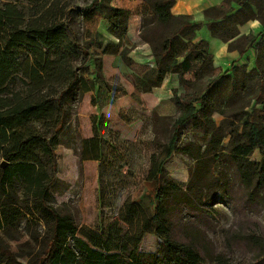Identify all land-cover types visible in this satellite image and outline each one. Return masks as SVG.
Here are the masks:
<instances>
[{"label":"trees","instance_id":"obj_1","mask_svg":"<svg viewBox=\"0 0 264 264\" xmlns=\"http://www.w3.org/2000/svg\"><path fill=\"white\" fill-rule=\"evenodd\" d=\"M110 1L90 0L82 9L104 17L106 30L117 41L98 46H104L103 52L116 53L123 40L129 41V9L111 5ZM232 2L238 6L235 8ZM145 3L148 12L143 16L139 37L156 57L155 84L167 72L177 73L181 84L184 71L195 77L204 71L208 76L200 92L174 96L178 113L166 151L160 159L151 155L149 176L156 179L158 200L164 192L160 183L163 163L175 148L179 128L190 121L206 137L203 144L189 141L180 147L195 160L204 181V185L193 187L194 194L207 202L226 187L221 164L228 158L247 200L264 209V40L240 35L228 41L230 49L240 51L250 41L254 65L248 70L244 65H233L215 72L207 41L193 40L199 23L192 14L172 13L175 0ZM71 8L62 0H0V230L7 233L18 229L22 221L28 227L32 219L16 203L19 187L33 213L48 224L46 234L37 229L29 232L37 248L24 252L23 261L11 247L0 243V264H199L202 258L192 243L169 237L164 213L156 202L145 208L127 198L118 217L110 221L100 215L95 228L79 225L71 214L60 212L48 202L57 164L54 148L60 143L59 131L65 118L63 92L76 82L82 92L92 90L101 78V57L89 52V41L78 43L69 25ZM204 12L221 19L207 24L213 35L228 40L236 33L237 23L251 17L264 23V0H222ZM110 44L112 49L108 48ZM76 48L82 54L81 74L70 64ZM91 64L95 67L93 77L88 73ZM238 92L245 94V100L240 105L229 104L228 99ZM90 119L91 135L80 140L79 157L98 160L102 133L97 115L92 114ZM255 150L259 157L251 158ZM109 186L116 185L105 183L107 189ZM103 196L118 197L109 190ZM120 221L129 226L125 233H121ZM145 230L158 237L153 252L140 249ZM245 238L258 248L257 256L246 264H264V236L251 229ZM216 258L221 264H230L222 255Z\"/></svg>","mask_w":264,"mask_h":264},{"label":"rangeland","instance_id":"obj_2","mask_svg":"<svg viewBox=\"0 0 264 264\" xmlns=\"http://www.w3.org/2000/svg\"><path fill=\"white\" fill-rule=\"evenodd\" d=\"M89 1L62 0L72 7L69 25L76 33V41H89V52L101 57V78L92 90L82 92L80 83L76 82L63 92L65 118L59 131L60 143L54 148L57 164L48 202L60 212L71 214L79 225L95 228L100 215L110 221L118 217L127 193L139 198L147 205L145 208L151 207L153 197L164 213L162 219L169 237L192 243L202 258L199 264H221L217 255L224 256L230 264L253 261L258 248L246 240L245 234L255 229L264 236V209L247 200L228 158L221 164L226 173V187L207 202L194 194L193 187L204 185V181L199 177L195 160L180 147L189 141L203 144L206 137L190 121L179 128L175 148L163 163L161 200L156 196V179L149 176L151 155L157 159L164 155L172 122L178 113L174 96L200 92L208 79L207 73L200 72L198 77L186 74L184 84L174 87L170 86L171 80L164 81L165 76L155 84L156 57L149 44L139 37L143 16L148 12L145 0L110 1L114 6L126 2L134 12L128 18L129 41L123 40V47L116 53L103 52L104 46H98L117 39L108 33L107 22L99 12L82 9ZM108 48L112 49V45ZM81 60L82 54L76 48L70 55V64L80 74L83 72ZM94 69V65H89L88 73L92 77ZM218 92L222 95L225 91L218 89ZM236 95L228 99L229 104L240 105L245 100V94ZM92 114L99 118L102 133L98 160L79 157L80 140L91 134ZM215 118L218 122L219 117ZM126 149L132 152H123ZM257 157L259 152L255 150L251 158ZM105 183L116 186L107 189ZM107 190L118 197L103 198ZM16 194V203L32 219L28 227L22 221L18 229L7 233L0 230V243L11 247L23 261L24 252L37 248L29 232L37 229L46 234L48 224L33 213L21 187ZM97 196H101L99 200ZM139 214L143 213L139 211ZM120 224L126 228V224ZM154 241L145 242V248H152Z\"/></svg>","mask_w":264,"mask_h":264},{"label":"crops","instance_id":"obj_3","mask_svg":"<svg viewBox=\"0 0 264 264\" xmlns=\"http://www.w3.org/2000/svg\"><path fill=\"white\" fill-rule=\"evenodd\" d=\"M221 1L222 0H175V3L171 6L170 10L172 13H186V14L193 15L194 19L199 23V27L196 30V35L193 40L196 41L199 39H205L207 41L208 50L210 54L212 55L213 67H215L216 71H224L226 69H230L233 65H244L245 70H248L254 65V59H255L254 49H253L252 44L250 45V41H247L243 45V51H240L238 48L230 49L228 47V41L236 39L240 35H249V37L253 41L254 40L255 41L264 40V23L261 21L260 18L251 17L243 22L237 23L236 33L233 36H231L228 40H224L221 37L213 35L207 23L211 21L212 19L217 22L220 21L221 19L210 17L204 12V10L218 4ZM232 4L234 5L235 8L238 6V4H236L235 2H232ZM118 6L129 9L130 16L132 15V13H134L133 11L130 10V7L127 5L126 2L121 3L120 5L118 4ZM138 17L139 19L141 18L140 16ZM129 27H130V24L128 23L127 36L130 38L131 33H130ZM183 74H184V77L186 74H189V76L192 77L191 72L184 71ZM170 80H171V85H170L171 87H174L177 84H179L178 74L175 72H167L165 74L164 81L166 82ZM90 135L91 134H89L88 136ZM88 136H85V137H88ZM123 152L131 153L132 149L130 150L126 149V150H123ZM127 198L129 200H135L139 202L141 206L143 205L140 202L139 198H133L128 193L124 196L123 200ZM152 202H153V197L149 205H151ZM145 206L147 205L144 204L143 207ZM120 223L126 224L123 221H120ZM98 224H99V220H98ZM119 225L121 228V233H125L127 230H129V226L127 224H126V228L121 227V224ZM90 227L94 228L93 226H90ZM149 239H154V240L156 239V241H154L152 248H145L144 244L145 242L148 243ZM157 239L158 237L154 232L150 230H145L139 242L140 249L146 252L155 251L157 241H158Z\"/></svg>","mask_w":264,"mask_h":264},{"label":"water","instance_id":"obj_4","mask_svg":"<svg viewBox=\"0 0 264 264\" xmlns=\"http://www.w3.org/2000/svg\"><path fill=\"white\" fill-rule=\"evenodd\" d=\"M3 164H5V162H3Z\"/></svg>","mask_w":264,"mask_h":264}]
</instances>
